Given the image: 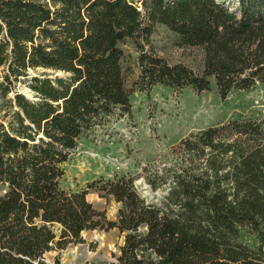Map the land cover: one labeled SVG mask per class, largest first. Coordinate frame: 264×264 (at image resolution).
<instances>
[{
	"label": "trees",
	"instance_id": "obj_1",
	"mask_svg": "<svg viewBox=\"0 0 264 264\" xmlns=\"http://www.w3.org/2000/svg\"><path fill=\"white\" fill-rule=\"evenodd\" d=\"M158 27L200 62L160 56ZM213 82L222 99L264 86V0H0V264H63L47 254L113 229L119 253L89 264H264L263 116L237 114L172 145L169 165L143 169L164 191L156 202L128 175L64 185L81 140L131 116L136 92ZM89 191L120 204L115 220Z\"/></svg>",
	"mask_w": 264,
	"mask_h": 264
},
{
	"label": "rangeland",
	"instance_id": "obj_2",
	"mask_svg": "<svg viewBox=\"0 0 264 264\" xmlns=\"http://www.w3.org/2000/svg\"><path fill=\"white\" fill-rule=\"evenodd\" d=\"M154 44L158 54L171 63L183 61L194 66L201 60L197 51L184 52L174 47L172 34L163 27H158ZM42 72L44 70H31L33 75ZM17 91L32 96L23 82L18 84ZM131 103V116L118 120L113 118L105 128L97 129L94 135L81 140L66 164L64 185L67 189L85 190L89 183L100 177L128 175L135 177V184L144 197L158 201L164 191L149 188L142 177L143 169L169 165L166 155L170 147L194 131L217 125L237 114L264 117V86L233 92L222 99L214 82L210 90L201 93L191 88L174 91L157 85L148 93L136 92ZM87 200L108 219H116L119 203L93 191H89ZM82 236L83 243L69 245L60 252H50L47 258L52 260L59 255L63 264L110 262L124 243V236L117 229L87 231ZM242 240L252 246L257 245V241L248 234H243Z\"/></svg>",
	"mask_w": 264,
	"mask_h": 264
},
{
	"label": "water",
	"instance_id": "obj_3",
	"mask_svg": "<svg viewBox=\"0 0 264 264\" xmlns=\"http://www.w3.org/2000/svg\"><path fill=\"white\" fill-rule=\"evenodd\" d=\"M22 93V92H21ZM26 95V94H25ZM26 96H28L29 98H31L32 99V96H29V95H26Z\"/></svg>",
	"mask_w": 264,
	"mask_h": 264
}]
</instances>
